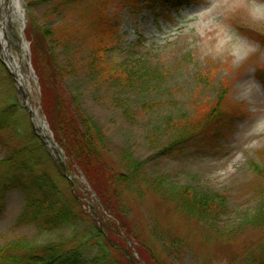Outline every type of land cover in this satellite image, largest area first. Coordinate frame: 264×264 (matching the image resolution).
Instances as JSON below:
<instances>
[{
    "label": "rangeland",
    "instance_id": "rangeland-1",
    "mask_svg": "<svg viewBox=\"0 0 264 264\" xmlns=\"http://www.w3.org/2000/svg\"><path fill=\"white\" fill-rule=\"evenodd\" d=\"M104 1L118 31L115 38L109 32L107 40L98 31L99 0H20L22 17L1 0L0 19L12 10L7 47L26 77L28 93H22L0 52V103L15 90L23 117L42 134L24 104L28 100L54 141L39 79L51 69L40 59L36 71L31 39L39 30H51L52 37L63 32L54 53L71 70L64 93L105 135L108 164L132 178L116 196L119 213L141 242L130 243L132 264H147L137 247L159 264H264V0H192L178 6ZM98 42L104 44L107 66L133 71L132 81L121 74L107 80L98 64L88 66ZM146 77L148 82H141ZM216 101L223 116L230 114L219 135L172 145L179 138L173 125L186 115L198 116V103ZM57 150L67 168L63 149ZM7 156L0 144V160ZM66 174L85 212L99 223L95 190L79 173L67 168ZM184 190L221 196L225 206L212 218L197 220L175 201ZM23 208V193L10 191L0 211V247L84 235L89 224L84 218L53 230L22 225ZM95 241L86 244L82 264L99 254Z\"/></svg>",
    "mask_w": 264,
    "mask_h": 264
},
{
    "label": "trees",
    "instance_id": "trees-1",
    "mask_svg": "<svg viewBox=\"0 0 264 264\" xmlns=\"http://www.w3.org/2000/svg\"><path fill=\"white\" fill-rule=\"evenodd\" d=\"M134 1L138 3L142 0ZM151 1L178 6L192 0ZM106 5H108L106 1L99 0L100 9H95L99 20L98 31H101L105 40L109 32L114 38L118 33L115 24L108 17L109 14L105 13ZM52 34L49 29L39 30L33 32L31 39L32 61L36 71L40 59H44L51 69L48 77L39 76L43 113L55 141L65 153L69 172L84 176L103 205L102 208L97 201V215L100 222L98 223L85 212L77 189L72 187V182L63 172V168L54 160L29 121L23 117L14 90L1 99L0 103V144L8 152V156L0 160V211L7 194L13 190H20L24 195V208L18 219L19 224L34 225L48 230L71 226L84 218H89V224L85 231L87 234L84 235H75L44 244L15 242L0 247V264H82V253L91 240H96L95 244L100 251L87 264H132L130 243L141 242L132 228H129L126 219L119 213L117 208L122 211V206L116 200V196L122 192V187L132 178L126 173L114 170L108 164L105 159V135L91 119L84 116L76 99L67 98L65 95L62 85L71 70L65 69L54 53V49L61 45L64 34L62 32L54 37ZM103 45L101 43L99 48L94 49L88 66L98 64L102 76L107 80L118 78L117 76L121 74L125 81H132L135 77L133 71L124 67L107 66ZM70 66L73 67L74 64ZM71 67L69 69H72ZM148 80V77L141 78L143 83ZM74 104L77 108H73ZM210 105L211 103H198L195 106L202 107L198 116L186 115L173 125L178 129L176 132L179 138L172 145L178 143L180 145L182 140V143L187 144L204 136L216 138L219 135L230 114H227L229 112L227 111L225 112L227 115L223 116L222 104L218 106L217 101ZM24 127L26 129L22 130L21 128ZM131 162V160L125 161L124 164ZM255 171L258 174L262 173L259 167H255ZM175 201L181 210L197 220L210 219L225 206L221 196H201L191 190L178 192ZM111 203L117 204V207ZM108 210L111 211L112 217L109 216ZM107 216L110 218L106 219ZM115 238L122 244L116 243ZM136 249L147 264H159L153 256L151 258L146 256L140 247Z\"/></svg>",
    "mask_w": 264,
    "mask_h": 264
},
{
    "label": "bare ground",
    "instance_id": "bare-ground-1",
    "mask_svg": "<svg viewBox=\"0 0 264 264\" xmlns=\"http://www.w3.org/2000/svg\"><path fill=\"white\" fill-rule=\"evenodd\" d=\"M12 6L14 15H17L18 17H22V10H21V5H20V0H8ZM1 7V5H0ZM11 11L4 12L3 14L5 15L3 18L0 19V49H1V55L9 65L10 69L13 70L16 75H17V81L19 84V87L22 89L23 94L28 93L27 89V80L26 77L23 75V73L20 70V65L17 63L15 58L11 55V52L8 49V43H9V38L6 32V26L10 25L12 23L11 20ZM26 105L30 108L32 112V117L35 120V126L38 130H41L42 133L47 136L49 144L53 146L52 139L46 134L44 128H43V121L40 119L38 110L32 106L29 101H26Z\"/></svg>",
    "mask_w": 264,
    "mask_h": 264
},
{
    "label": "water",
    "instance_id": "water-1",
    "mask_svg": "<svg viewBox=\"0 0 264 264\" xmlns=\"http://www.w3.org/2000/svg\"><path fill=\"white\" fill-rule=\"evenodd\" d=\"M29 111H30V115L32 116L31 110H29ZM40 137L46 139V143H49L47 136H45L44 134H40ZM50 149L52 151V155L55 157V159L57 160V162H59L60 165L63 167V171L66 172L67 171L66 165H65L64 162H60V159H62V158H61V155L58 154V150H57L58 149V145H57V143L55 141H53V146H51V145L49 146V149L48 150L50 151Z\"/></svg>",
    "mask_w": 264,
    "mask_h": 264
}]
</instances>
